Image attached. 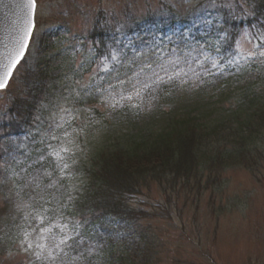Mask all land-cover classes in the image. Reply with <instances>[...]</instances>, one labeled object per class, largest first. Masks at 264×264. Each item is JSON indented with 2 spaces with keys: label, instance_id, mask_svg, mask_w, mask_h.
Returning <instances> with one entry per match:
<instances>
[{
  "label": "trees",
  "instance_id": "trees-1",
  "mask_svg": "<svg viewBox=\"0 0 264 264\" xmlns=\"http://www.w3.org/2000/svg\"><path fill=\"white\" fill-rule=\"evenodd\" d=\"M188 1L193 2V6L166 3L161 6L162 13L151 12L136 20L139 25L150 23L154 29L176 30L177 57L162 63L168 69L167 74L160 66L155 69L142 67L143 72L139 69L143 76L142 102L125 107L115 123L101 125L103 130L112 128L116 137L95 144L93 152L83 162L85 192L75 200L71 211L64 210V214L81 227L79 238L93 245L92 249L84 251L86 259L72 261V264H155L152 234L144 230L140 222L150 214L134 208L129 199L141 194L152 183L164 190L165 185L178 188L194 183L199 191H206L204 189H210L215 182L212 178L220 177L217 169L245 166L253 171L257 167L258 154L264 155L258 148L264 138V67L257 64L250 67L249 72L240 71L229 76L219 70L204 73L196 60L187 58L192 48L183 50L181 47L186 42L192 47L197 45L198 35L195 34L203 27L202 20L207 12H215L223 43L227 44L225 50L234 49L242 36L254 29H264V0ZM104 15L98 14L89 35V40L102 49L112 35L109 19ZM174 49L172 45L171 50ZM153 72L165 82L153 84ZM47 75V70L37 73L35 69H27L20 84L9 90L12 94L0 120L2 162L6 153L22 160L14 164L23 180L13 187L6 186V199L26 194L37 201L40 208L41 205L55 207L56 200L44 203L53 195L61 203L68 204L63 193L65 189L70 192L64 180L61 182L65 188H48L44 200H40L36 195L40 189L29 184L38 172L52 170L48 164L52 158L39 161L42 154L33 151L32 145L25 140L28 127L43 101L40 99L47 93ZM168 76L174 79L168 81ZM144 84L149 87L144 88ZM168 106L172 109L165 111ZM132 126L129 135L124 129ZM23 142L25 147H21ZM57 174L53 173L52 179ZM0 179L8 180L1 171ZM50 183L49 178L42 177L41 187ZM223 183L220 181L219 188ZM2 214L0 264H8L13 260L7 244L17 241L20 235L13 232L22 234L27 228L28 233L30 228L26 226L29 225L27 221L22 220L20 224L21 220L15 219L18 214L14 202L10 201ZM80 253L76 251L70 256ZM30 260L14 264H28Z\"/></svg>",
  "mask_w": 264,
  "mask_h": 264
},
{
  "label": "rangeland",
  "instance_id": "rangeland-1",
  "mask_svg": "<svg viewBox=\"0 0 264 264\" xmlns=\"http://www.w3.org/2000/svg\"><path fill=\"white\" fill-rule=\"evenodd\" d=\"M171 2L184 6L193 3L188 0H38L41 7L27 56L9 86L0 90V120L12 94L9 90L20 84L26 70L35 69L37 73L47 70L48 90L40 99L43 101L28 127L26 140L33 151L48 153L51 152L49 145H59L67 139L74 141L70 146L75 163L68 161L72 166L67 177L74 199L68 203L66 211H71L75 200L85 192L83 162L93 152L95 144L116 137L112 128L103 130L102 126L115 123L117 116L125 111L124 106L136 104L141 98L143 76L138 70L176 58V51L168 50L170 43H176L174 33L153 38L151 25L136 22L151 12L162 13L161 6ZM100 12L109 19L112 35L108 45L98 52L89 35ZM206 18L198 33L197 45L182 46L183 50L192 48L190 61L196 60L207 73L219 70L228 76L249 72V68L258 63L264 67V57L247 55L250 51H259L254 45L264 43L258 39L264 29L250 31L235 49L226 51L217 14L207 12ZM189 39L192 38L189 36ZM237 51L241 55H237ZM214 61L215 68L212 67ZM134 86L140 90L139 96L135 95ZM129 95L133 97L131 100L126 99ZM171 109L168 106L165 111ZM124 130L130 135L133 126ZM25 146L23 142L21 147ZM258 148L264 151V138ZM257 157L253 171L245 166L217 169L220 177L212 178L215 182L210 189H204L206 191H199L194 183L178 188L165 185V190L152 183L129 199L134 208L150 214L140 222L142 228L152 234L155 264H264V155ZM0 161V171L4 170L9 177L7 183L0 179V218H4L2 212L9 205L6 186L14 184L10 179L18 177L20 180L23 176L14 164L22 160L6 153L3 162L1 158ZM222 180L224 183L219 188ZM214 187L218 189L213 190ZM23 210L28 212V208ZM65 218L71 221L67 215ZM38 226L40 223L36 220L27 236V228L22 234L13 232L20 235L17 241L8 239L7 249L13 260L8 264L28 262L30 258L33 261L28 264L60 262L43 258L52 250L54 241L47 233L34 231ZM80 228H77L78 233ZM82 241L76 251L92 249V245L89 249L83 248L90 242L83 237ZM28 243L32 248L26 247ZM36 244H43L45 248H37Z\"/></svg>",
  "mask_w": 264,
  "mask_h": 264
},
{
  "label": "snow or ice",
  "instance_id": "snow-or-ice-1",
  "mask_svg": "<svg viewBox=\"0 0 264 264\" xmlns=\"http://www.w3.org/2000/svg\"><path fill=\"white\" fill-rule=\"evenodd\" d=\"M26 7L28 8V13L25 22V28L17 43V47L8 57H6L3 63H0V90L8 87L10 80L14 76V71L17 69V66L21 64L22 60L25 57L26 51L30 47V40L36 28V16L38 13V9L41 6L38 4V0H27ZM258 39L264 40V34L258 37ZM254 47L259 49V51H250L247 53V55L249 57H264V43L260 45H254ZM237 55H241V53L237 51ZM205 59L208 58L205 57ZM216 66L217 63L215 61L212 62V67L215 68ZM160 67L161 70L164 71L165 74H167L168 69L163 65H161ZM140 71L143 72V69H141ZM153 76H155V79L152 81L153 84L159 85L160 83L165 82L164 78L158 73L153 72ZM173 79V76H168V81H171ZM84 87H87V85H85ZM143 87L147 88L149 87V85L144 84ZM134 91L136 96L140 95V90H136L135 86ZM132 98L133 97L131 95L126 97V99L128 100H131ZM53 139H56V137H53ZM70 145H74V141L72 139H67L64 142H61L59 145H49V147L51 148V152L48 153V156L52 157V160L48 161V164L52 170H45L43 173L38 172L37 175L33 176L29 181L30 185H34L36 188L40 189V192L36 194L40 200H44V195L46 194V189L48 188H57L58 190L61 188H65V185L61 181L66 179L69 175V170L71 169L72 165L68 161L72 160V163H75V161L72 159L74 153ZM47 158V156L41 155L39 161L47 160ZM39 161H37V163H39ZM53 173H58L55 179H52ZM42 177L49 178L51 180V183L43 185V187H41ZM63 195L67 196V200L69 202L74 199V197L67 189H65ZM52 200H56L55 207L49 208L41 205L42 210L32 209L34 220H38L40 223V226L35 228L34 231L47 233L52 237L54 241L52 250L48 251L47 255L43 258L51 261H56L57 259H59L61 261V264H64L66 259L68 261V264H72V261L86 259L84 252H81L80 255L74 257L69 255L70 252L76 251L80 247V244L83 242L82 239L79 238V233L77 232L78 224L66 220L64 210L68 208V204L61 203L59 200H57L55 195L52 196L51 200H45L44 203L51 204ZM20 206L22 208H31L30 204L23 201L21 202ZM54 229L57 230L56 233L53 232ZM27 235L29 234L26 233V236ZM26 247L32 248V244L28 243ZM36 247L44 249L45 245L36 244Z\"/></svg>",
  "mask_w": 264,
  "mask_h": 264
},
{
  "label": "water",
  "instance_id": "water-1",
  "mask_svg": "<svg viewBox=\"0 0 264 264\" xmlns=\"http://www.w3.org/2000/svg\"><path fill=\"white\" fill-rule=\"evenodd\" d=\"M26 4L27 0H0V63L14 51L23 34L28 13Z\"/></svg>",
  "mask_w": 264,
  "mask_h": 264
}]
</instances>
